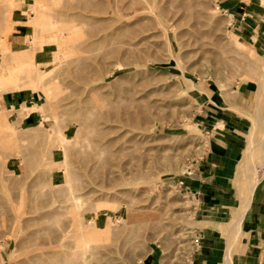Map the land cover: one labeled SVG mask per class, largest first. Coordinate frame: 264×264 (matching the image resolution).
<instances>
[{
	"label": "rangeland",
	"instance_id": "1",
	"mask_svg": "<svg viewBox=\"0 0 264 264\" xmlns=\"http://www.w3.org/2000/svg\"><path fill=\"white\" fill-rule=\"evenodd\" d=\"M148 1L133 21L122 17L131 0H0V100L21 96L0 105V264H75L80 222L103 232L87 264L199 263L205 214L180 182L208 147L201 91L223 99L256 84L264 34L255 48L231 35L217 0ZM15 11L31 26L30 50L17 54L7 46ZM34 47L44 62L22 68ZM247 135H232L237 165ZM226 199L214 249L221 264L233 241L238 264L249 236L228 234L234 193Z\"/></svg>",
	"mask_w": 264,
	"mask_h": 264
},
{
	"label": "crops",
	"instance_id": "2",
	"mask_svg": "<svg viewBox=\"0 0 264 264\" xmlns=\"http://www.w3.org/2000/svg\"><path fill=\"white\" fill-rule=\"evenodd\" d=\"M216 4V10L228 22V31L237 35L243 43L256 44L263 39L264 0H217ZM12 16L11 33L7 37V46L12 53L27 52L31 48L28 45L31 26L28 25L24 12L15 11ZM253 37L256 41H253ZM45 55L44 52L36 53L35 62L42 64ZM255 90V83L238 89V92L242 94L238 104L241 112H250L246 100L247 96ZM206 92L212 94L216 102L221 101L222 96L219 92L211 93L212 90ZM17 97L21 96L3 94L0 100L2 111L9 105L13 108L12 103ZM198 110L199 125L208 137V147L193 168H189L190 171L180 184L201 204V209L205 214L200 220L203 227L200 231L204 232L203 237L206 241L198 244L201 250L196 259L199 264H220L217 260L219 255L217 256V250L214 249L213 239L215 238L212 234L218 232V227L222 223L220 209H228L225 206L226 198L234 193L230 180L234 176L240 156L238 157L237 147L233 146L232 135L247 132L249 122L238 117L230 109L220 110L205 101ZM220 124L224 127L220 128ZM243 228L249 236L250 250L247 254L238 256V264H264V178L254 192Z\"/></svg>",
	"mask_w": 264,
	"mask_h": 264
},
{
	"label": "bare ground",
	"instance_id": "3",
	"mask_svg": "<svg viewBox=\"0 0 264 264\" xmlns=\"http://www.w3.org/2000/svg\"><path fill=\"white\" fill-rule=\"evenodd\" d=\"M95 1V0H94ZM91 2V1H90ZM122 2V1H121ZM148 4L149 1L148 0H131L130 3L126 4V6H123L122 8V17L124 19H133L137 20L138 17L137 15L139 14L140 10H142L141 6L143 4ZM96 5V4H95ZM117 5V4H116ZM169 5V4H168ZM204 5V4H203ZM91 6V5H90ZM97 6V5H96ZM149 6V4L147 5ZM184 6V5H183ZM116 7V6H115ZM144 8V7H143ZM151 8V7H150ZM147 9V8H146ZM145 9V10H146ZM151 10V9H150ZM185 10V9H184ZM38 11V10H37ZM130 11L131 13L128 15L127 12ZM168 11V10H167ZM42 18V17H41ZM140 21V20H139ZM143 22V21H142ZM146 22V21H145ZM85 23V22H84ZM139 22L137 21L136 24H134L133 26H127L126 29L130 30L132 29L134 26H136ZM91 26V25H90ZM153 26V25H152ZM64 27V26H63ZM124 27V26H123ZM70 28V27H69ZM74 28V27H73ZM84 29V28H83ZM142 29V27H141ZM42 30V29H41ZM77 30V29H76ZM80 31H82L81 29H79ZM78 30V31H79ZM135 31L137 32V30L135 29ZM134 31V33H135ZM143 31V30H142ZM73 32V31H72ZM71 32V33H72ZM145 32V31H144ZM231 32V31H230ZM63 33V32H62ZM76 34V32H74ZM84 33V31H83ZM122 33V32H121ZM132 33V35L134 34ZM60 34V32L58 33V35ZM79 34V32H78ZM62 35V34H60ZM58 36L59 40L61 41V36ZM236 38H239L238 36H236L235 34H231ZM136 36V33H135ZM230 36V35H229ZM138 37V36H137ZM77 38V37H76ZM80 38V37H79ZM84 38V37H83ZM136 38V37H135ZM158 38V37H157ZM229 38V37H228ZM134 39V38H133ZM253 41H256V38L253 37L252 38ZM58 40V41H59ZM64 41V39H63ZM61 41V42H63ZM60 42V43H61ZM65 43V42H64ZM63 45V43H62ZM60 45V46H62ZM127 45V44H126ZM141 45V44H140ZM252 45V44H251ZM254 45V44H253ZM252 45V47H253ZM59 46V45H58ZM64 46V45H63ZM119 46V45H118ZM124 46V45H123ZM125 47V46H124ZM127 47V46H126ZM62 48V47H61ZM138 48V47H137ZM255 48V46L253 47ZM69 49V48H68ZM72 49V48H71ZM37 51V48H33L31 50V52L27 53L26 56L28 57V60L25 62L24 65H22L21 67H28L29 65L34 66L35 68V62H34V55ZM107 51V50H106ZM84 54V53H83ZM82 56V54L80 55ZM78 58V57H77ZM148 60V59H147ZM264 61V60H263ZM255 65V64H254ZM37 67V65H36ZM21 68V69H22ZM119 68V67H118ZM27 69V68H26ZM26 69H24L23 71H25ZM37 69V68H36ZM124 70V69H123ZM254 70V69H253ZM34 71V70H33ZM26 73V72H25ZM35 73V72H34ZM255 73V70H254ZM109 74V73H108ZM37 75V74H36ZM32 77V76H31ZM40 76L38 77V81H39ZM55 78V77H54ZM32 79V78H31ZM1 81V80H0ZM41 81V80H40ZM53 82V81H52ZM43 83V82H42ZM42 85V84H41ZM39 85V86H41ZM52 85V83H51ZM42 86H47L48 85H42ZM50 87V86H49ZM249 87V86H248ZM39 88V87H38ZM253 90V88H251ZM44 91V89H43ZM184 93H187V90H183ZM202 95L204 96L203 101L212 104L214 106H216L217 108H219L220 110H224V109H230L232 111H234V113L238 116L241 117L243 119H250L249 121V130H248V135L245 137L247 139V145H246V149L243 150L241 157L244 158L246 157L247 160L243 162H241V164L236 165V169L235 172L236 173V177H237V181H239L238 183H236V185H234L233 187V191H234V198L236 199V205L235 206H230L229 209L231 208V210L229 211L230 213L233 214V221L231 222V225L229 227V229L227 230L228 234H231L233 232H235L236 235L241 234L244 229H243V223L246 217V214L251 206V202H252V198L254 195V192L257 188V186L260 184V182L263 180L264 178V72L262 74L259 75L257 82H256V90L254 92V102H255V106L253 108V111L246 115L245 113L241 112L240 109L238 108V100H239V96H238V90H234L233 92L229 94H227L226 98L221 99V101L216 102L213 98H212V94L205 92V91H201ZM221 95H223L221 93ZM225 96V95H224ZM123 104V103H122ZM111 107V106H110ZM120 108V107H119ZM151 111V110H150ZM142 115V114H141ZM76 117V116H75ZM74 117V118H75ZM95 117V116H94ZM93 118V117H92ZM44 119V118H43ZM91 121V120H90ZM244 121V120H243ZM248 121V120H247ZM245 121V122H247ZM248 123V122H247ZM58 125V123H57ZM217 126V125H216ZM220 128H223V125H219ZM58 127V126H57ZM218 127V126H217ZM233 127V126H232ZM55 129V128H54ZM87 129V128H86ZM227 129V128H226ZM232 129V128H231ZM95 130V129H94ZM59 131V130H58ZM93 132V131H92ZM95 132V131H94ZM35 133V132H34ZM38 133V132H36ZM28 134V133H27ZM36 135V134H34ZM239 135H243V133H240ZM81 136V135H80ZM204 137H207L206 134L203 135ZM85 137V136H84ZM87 137V136H86ZM60 138V137H59ZM89 138V136H88ZM31 140V139H30ZM62 140V139H60ZM58 143V142H57ZM61 143H63L61 141ZM253 143L254 146L252 145ZM53 144V143H52ZM94 144V143H93ZM51 145V144H50ZM52 146V145H51ZM64 146V144H63ZM86 147V146H85ZM92 147V146H91ZM114 147V146H113ZM82 148V147H81ZM84 148V147H83ZM63 149V148H62ZM66 151V150H65ZM102 151V150H101ZM49 153V152H48ZM50 154V153H49ZM105 154V153H104ZM98 156V155H96ZM66 152L63 153V160L62 163L65 164L66 163ZM102 159V158H101ZM105 159V158H104ZM65 161V163H64ZM103 161V160H102ZM241 161V160H240ZM239 161V162H240ZM53 164V163H52ZM69 164V163H68ZM45 166V165H44ZM49 166V164L47 165V167ZM45 169V168H44ZM62 170L64 171L65 169L62 168ZM46 171V170H45ZM65 172V171H64ZM251 172V173H250ZM250 173V174H249ZM66 174L68 175L69 172H67L66 170ZM72 174V172H71ZM78 176V175H77ZM148 176V175H147ZM39 177H41L39 175ZM68 178V177H67ZM70 178V177H69ZM143 178V177H142ZM72 179V178H71ZM75 179H79L78 177ZM72 181V180H71ZM70 181V182H71ZM76 181V180H75ZM69 183V182H67ZM75 183V182H73ZM76 184V183H75ZM67 185V184H66ZM71 185V184H70ZM70 185H67V188L70 187ZM69 186V187H68ZM73 186V185H72ZM56 187V186H55ZM66 187V186H65ZM64 187V188H65ZM76 187V186H75ZM63 188V189H64ZM66 189V188H65ZM154 189V188H153ZM68 192L72 193V189H68ZM52 191V190H51ZM152 191V190H151ZM44 192V191H42ZM76 192V190H75ZM65 193V191H64ZM69 194V193H68ZM43 195V194H42ZM57 195V194H56ZM59 195V194H58ZM57 195V196H58ZM64 195V194H63ZM75 195V194H74ZM72 193V197L75 198ZM53 196V195H52ZM77 199V198H75ZM75 199H73L75 201ZM133 199V198H132ZM66 200V199H65ZM42 201V200H41ZM68 199L65 201L67 202ZM78 201V200H77ZM39 203V202H38ZM134 203V202H133ZM72 204V203H71ZM76 204V203H75ZM112 204V203H111ZM52 205V203H51ZM54 205V204H53ZM101 205V204H100ZM103 205V204H102ZM107 205V204H106ZM39 206V204L37 205ZM77 206V205H76ZM99 206V205H98ZM52 207V206H51ZM66 207H68V205H66ZM75 207V206H74ZM61 209V208H60ZM41 210V209H39ZM31 213V212H30ZM77 213V212H76ZM137 213V212H136ZM139 213V212H138ZM130 214V213H129ZM139 215V214H138ZM65 216V215H64ZM56 217V216H55ZM129 217V216H128ZM48 219V218H47ZM63 219V218H61ZM57 220V219H56ZM130 220V219H129ZM59 221V219H58ZM80 221V220H79ZM123 221V220H122ZM134 221V220H133ZM48 222V221H47ZM52 222V221H51ZM77 222V221H76ZM119 222V221H118ZM43 223V222H40ZM36 224V223H35ZM38 224V223H37ZM61 225V224H60ZM76 225V224H75ZM80 230L81 232L79 233L80 239H81V245L82 250H78L77 252L74 253V257H78V259H75V264H87L88 262V256H89V250L92 249V242L99 240L102 238L103 236V232L101 231V229L99 228H93L91 230H85V225H82V223L80 222ZM60 229V228H59ZM75 230V229H74ZM77 231V230H76ZM104 231V230H103ZM70 232V231H69ZM110 232V231H109ZM108 233V232H107ZM63 238V237H62ZM62 241V240H61ZM60 241V242H61ZM97 243V242H96ZM226 248H225V253H224V258L221 262V264H237L234 256H233V245L234 242H226ZM77 244V243H75ZM73 245V244H72ZM67 246V245H66ZM69 246V245H68ZM236 246V244H235ZM77 247V245H76ZM81 247V246H80ZM79 247V248H80ZM55 248V247H54ZM247 250V249H246ZM69 252V251H68ZM72 254V253H71ZM62 257V256H61ZM70 258V257H68ZM73 258V255H72ZM71 259V258H70ZM66 263V262H65ZM64 263V264H65ZM199 264V263H198Z\"/></svg>",
	"mask_w": 264,
	"mask_h": 264
}]
</instances>
